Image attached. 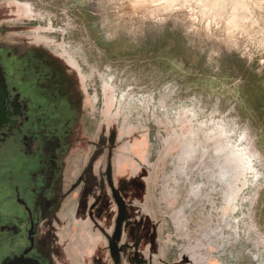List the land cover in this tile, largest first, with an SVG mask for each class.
<instances>
[{"label": "rangeland", "instance_id": "1", "mask_svg": "<svg viewBox=\"0 0 264 264\" xmlns=\"http://www.w3.org/2000/svg\"><path fill=\"white\" fill-rule=\"evenodd\" d=\"M0 26L133 134L146 264H264V0H0Z\"/></svg>", "mask_w": 264, "mask_h": 264}, {"label": "flooded vegetation", "instance_id": "2", "mask_svg": "<svg viewBox=\"0 0 264 264\" xmlns=\"http://www.w3.org/2000/svg\"><path fill=\"white\" fill-rule=\"evenodd\" d=\"M7 31L0 26V37ZM89 95L51 49L0 39V264H69L58 247L68 223L60 216L78 194L94 222L105 193L115 210L111 228L93 223L106 243L93 262L146 264L150 232L133 211V177L116 176L118 162L138 166L133 134L111 129Z\"/></svg>", "mask_w": 264, "mask_h": 264}, {"label": "crops", "instance_id": "3", "mask_svg": "<svg viewBox=\"0 0 264 264\" xmlns=\"http://www.w3.org/2000/svg\"><path fill=\"white\" fill-rule=\"evenodd\" d=\"M137 167L131 161L125 165L118 162L116 176L118 180L123 179L124 181L133 177L132 192L135 193L137 191V195L142 202H153L151 198L155 187L151 184L152 182L146 174L137 176L139 174ZM136 185L140 187L137 188ZM107 195L105 193L102 196L103 203L101 202L95 209L96 216L93 218L94 222H91L90 217L84 213L85 201L81 199L80 201L78 194H75L72 200L69 201L66 214L63 212L62 218L67 220L68 223L67 227L62 229L58 235V247L61 249L62 256L72 262V264H94L93 260L100 256V251L105 247L104 237L93 223H96L97 227L102 225L111 228V220H113V217H110L107 211L112 210L114 212L115 208ZM92 203L93 199H90L88 205ZM137 206L134 203V207L137 208Z\"/></svg>", "mask_w": 264, "mask_h": 264}, {"label": "water", "instance_id": "4", "mask_svg": "<svg viewBox=\"0 0 264 264\" xmlns=\"http://www.w3.org/2000/svg\"><path fill=\"white\" fill-rule=\"evenodd\" d=\"M3 264H40L38 262H25L23 259H15L12 261L3 262Z\"/></svg>", "mask_w": 264, "mask_h": 264}]
</instances>
